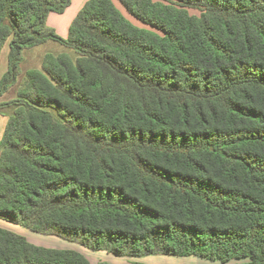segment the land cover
Here are the masks:
<instances>
[{
	"label": "trees",
	"instance_id": "trees-1",
	"mask_svg": "<svg viewBox=\"0 0 264 264\" xmlns=\"http://www.w3.org/2000/svg\"><path fill=\"white\" fill-rule=\"evenodd\" d=\"M0 0V219L118 256L264 264V0ZM49 40L18 83L24 49ZM0 264H90L0 227ZM97 264H109L100 261Z\"/></svg>",
	"mask_w": 264,
	"mask_h": 264
},
{
	"label": "rangeland",
	"instance_id": "rangeland-1",
	"mask_svg": "<svg viewBox=\"0 0 264 264\" xmlns=\"http://www.w3.org/2000/svg\"><path fill=\"white\" fill-rule=\"evenodd\" d=\"M116 6L120 9V11L134 24L141 26L142 24L136 20L134 17H132L129 13H127L126 9L124 6L120 3L119 0H115ZM24 55H23V60L20 64V75L18 76V83L19 81L23 78L25 72L29 69L32 68H39L42 58L44 54L46 53H59V52H67L71 53L72 51L62 44L58 43L57 41L54 40H49L45 43H42L40 45H36L31 48H27L26 50L24 49ZM18 84L16 83L12 87L8 89L2 96H0V102L2 101H8L11 100L16 96V90H17ZM7 112H10L9 108H6ZM9 115V114H8ZM7 122V117H1L2 121ZM0 136V141H1ZM29 230V229H28ZM28 236L26 237L28 241L34 244H39L44 242V239L49 240V237L45 234H41L38 232H34L29 230L28 231ZM51 239V238H50ZM49 245L48 247H53V244H47ZM53 245V246H51ZM114 257H121L118 259H121V263L118 264H234L237 262H240L242 260H232L227 263H221L218 260H208L202 257L198 256H186V257H180V256H172V255H162V254H151V255H146L142 257H133V256H118L112 253H109L104 250V261L107 263L111 264H117L112 260Z\"/></svg>",
	"mask_w": 264,
	"mask_h": 264
},
{
	"label": "crops",
	"instance_id": "crops-1",
	"mask_svg": "<svg viewBox=\"0 0 264 264\" xmlns=\"http://www.w3.org/2000/svg\"><path fill=\"white\" fill-rule=\"evenodd\" d=\"M86 1L87 0H71L70 5L65 9L64 12L62 13L50 12L46 19L47 25L53 28L59 36H61L62 38H66L68 35V29H69L71 21L73 20V18L76 16V14L78 13V11L81 9V7ZM112 1L115 3V0H112ZM8 52H9V45L8 43H6L0 52V78L7 70ZM24 52L25 51H23L22 55H24ZM40 68H41V64H40V67L36 69H40ZM8 114L9 112L6 111V108L0 110V136L2 137H3L7 122L3 118L2 119L5 121H2L1 117L8 118ZM0 227L12 230L25 237L28 236L27 233L29 230L18 224H14V223L0 219ZM46 236L47 238L49 237V240L44 239V242H42V244L41 243L37 244L38 246L48 247L49 245L47 244H53L54 246L51 245L53 247H48V248L77 250L86 256L90 264H97L100 261H104V250H91L79 243L68 241L66 239L57 237L55 235H46ZM118 258H121V257H117V258L114 257L112 258V260L116 262L117 264L121 263V259H118Z\"/></svg>",
	"mask_w": 264,
	"mask_h": 264
}]
</instances>
